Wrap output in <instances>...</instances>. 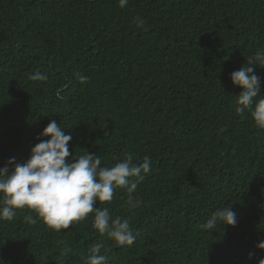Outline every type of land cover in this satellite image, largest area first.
I'll use <instances>...</instances> for the list:
<instances>
[{"label":"trees","instance_id":"16d2710c","mask_svg":"<svg viewBox=\"0 0 264 264\" xmlns=\"http://www.w3.org/2000/svg\"><path fill=\"white\" fill-rule=\"evenodd\" d=\"M261 49L264 0H0V168L26 162L51 120L72 155L151 160L138 208L120 188L100 205L130 220L133 245L101 238L91 214L56 232L24 210L0 221V264H85L101 239L107 264H259L264 130L235 114L230 76ZM224 206L234 227L201 228Z\"/></svg>","mask_w":264,"mask_h":264},{"label":"clouds","instance_id":"9594fccd","mask_svg":"<svg viewBox=\"0 0 264 264\" xmlns=\"http://www.w3.org/2000/svg\"><path fill=\"white\" fill-rule=\"evenodd\" d=\"M129 0H118L120 8L128 5ZM145 21L136 18L138 27ZM257 67L264 68V49L249 57L246 64L231 73L233 86L242 89L235 97V114L244 117L250 112L254 127L264 130V96L260 94V78L254 74ZM83 82L86 78L80 77ZM50 137V139H43ZM40 140L32 149L29 159L24 163H15L11 173L9 160L0 168V221H12L17 211L28 210L25 220L35 224L41 220L49 229L59 232L84 221L91 214V227L101 238L105 235L118 246H131L137 238L130 220L121 216L113 218L108 207L117 188L125 189L128 196L126 206L129 211L138 208L142 201L132 194L145 176L151 171V160L145 156L142 163H133L131 153L112 167H103L99 155L76 156L69 152L71 134L51 120L40 133ZM71 155V159L69 160ZM98 204L99 206L94 207ZM32 213H35V218ZM237 224V214L231 206L215 211L201 228L213 230L218 225ZM105 247L103 239L90 246L85 264H107L109 257L101 254ZM264 250V241L256 245ZM254 253H249L251 259ZM264 264V259L259 260Z\"/></svg>","mask_w":264,"mask_h":264}]
</instances>
